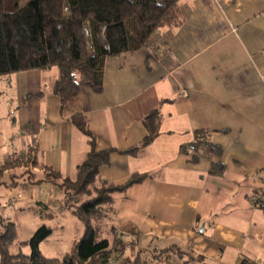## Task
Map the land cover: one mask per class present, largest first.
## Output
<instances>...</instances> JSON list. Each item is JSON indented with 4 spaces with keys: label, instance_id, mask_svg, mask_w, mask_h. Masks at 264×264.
<instances>
[{
    "label": "crops",
    "instance_id": "obj_1",
    "mask_svg": "<svg viewBox=\"0 0 264 264\" xmlns=\"http://www.w3.org/2000/svg\"><path fill=\"white\" fill-rule=\"evenodd\" d=\"M179 6V26L162 28L139 50L107 57L101 90L83 83L72 104L61 106L53 93L57 69L0 76V198L16 194L10 200L18 203V214L0 220L72 215L41 167L75 176L90 149L72 122L80 114L95 149L115 150L98 169L102 180L120 185L132 174L148 175L112 196L109 225L128 263L264 264V211L257 205L264 198V0ZM154 110V140L134 155L119 153L145 138L142 119ZM196 131L221 148L213 158L224 165L220 175L209 173L205 156L191 162L180 153ZM31 148L35 164L14 163Z\"/></svg>",
    "mask_w": 264,
    "mask_h": 264
},
{
    "label": "trees",
    "instance_id": "obj_2",
    "mask_svg": "<svg viewBox=\"0 0 264 264\" xmlns=\"http://www.w3.org/2000/svg\"><path fill=\"white\" fill-rule=\"evenodd\" d=\"M183 22L179 0H0V76L31 69L56 68L58 77L53 93L61 106L78 98L83 83L94 92L102 86L104 61L142 48L148 39L165 27H177ZM159 114L156 110L143 117L147 131L139 145L119 152L134 155L150 144L158 134ZM73 124L88 137L90 149L76 167L73 178L62 177L45 166V179L57 185L63 194L64 207L83 225V233L74 240L69 252L60 258L44 257L39 244L51 229L41 225L27 245L28 254L18 248L8 250L14 239L13 223L0 220V264H109L114 256L121 264H130L123 254L117 231L109 221L113 214V194L123 192L148 175L135 173L123 184L102 180L100 166L109 163L114 149L97 151L94 140L80 114L72 116ZM196 131L194 139L180 145L179 151L194 162L200 157L210 161L209 173L220 175L224 165L213 160L221 148ZM207 138V139H206ZM38 151L31 148L28 157L17 164H35ZM12 164V163H10ZM264 211V198L257 201ZM109 234L100 239L103 227ZM132 264H141L136 260Z\"/></svg>",
    "mask_w": 264,
    "mask_h": 264
},
{
    "label": "rangeland",
    "instance_id": "obj_3",
    "mask_svg": "<svg viewBox=\"0 0 264 264\" xmlns=\"http://www.w3.org/2000/svg\"><path fill=\"white\" fill-rule=\"evenodd\" d=\"M56 68H53L55 70ZM48 78H45L42 82H46ZM10 182V181H9ZM4 188H1L0 191H3ZM39 192V187L34 188V192ZM7 194V193H6ZM14 195H6L5 197L0 198V215H5V212L11 213L16 212L14 210V206H17L18 203L10 205V200ZM44 195H40V198H43ZM60 199V196L58 197ZM62 210V209H61ZM60 210V211H61ZM67 213V212H65ZM30 217H22L21 215H16L11 218L13 221V227L15 229L14 239L9 244L8 250L11 253H16L18 248L24 254H28L30 252V248L27 245L28 240L34 234V232L41 225H46L51 229V234L43 240L39 244V249L41 254L47 258H60L65 253L69 252L74 240H77L83 233V229L80 230V227L83 226L82 223L75 217L67 213L65 215L66 218H62V215L57 213V216L53 218V220H49L48 218H39L38 215L34 213H29ZM62 214V213H61ZM35 219H38L35 221ZM71 221V224L69 222ZM74 223V224H73ZM103 227V226H102ZM1 229H5V227L0 225ZM100 239L107 238L109 234L106 232V229L103 227L100 231Z\"/></svg>",
    "mask_w": 264,
    "mask_h": 264
},
{
    "label": "built area",
    "instance_id": "obj_4",
    "mask_svg": "<svg viewBox=\"0 0 264 264\" xmlns=\"http://www.w3.org/2000/svg\"><path fill=\"white\" fill-rule=\"evenodd\" d=\"M13 203H14V201H10V205H12ZM109 264H121V262L120 261L118 262V260L113 261V259H112V260H110Z\"/></svg>",
    "mask_w": 264,
    "mask_h": 264
}]
</instances>
